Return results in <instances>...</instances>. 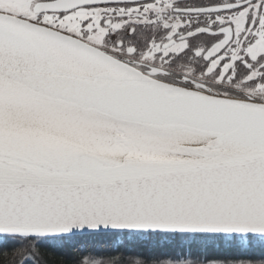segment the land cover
<instances>
[{
  "label": "snow or ice",
  "instance_id": "obj_1",
  "mask_svg": "<svg viewBox=\"0 0 264 264\" xmlns=\"http://www.w3.org/2000/svg\"><path fill=\"white\" fill-rule=\"evenodd\" d=\"M53 244L264 264V0H0V264Z\"/></svg>",
  "mask_w": 264,
  "mask_h": 264
},
{
  "label": "trees",
  "instance_id": "obj_2",
  "mask_svg": "<svg viewBox=\"0 0 264 264\" xmlns=\"http://www.w3.org/2000/svg\"><path fill=\"white\" fill-rule=\"evenodd\" d=\"M45 258L48 264H73L79 256V248L75 246H60L57 244L49 245L43 249ZM260 252L257 251L255 256L260 257Z\"/></svg>",
  "mask_w": 264,
  "mask_h": 264
}]
</instances>
